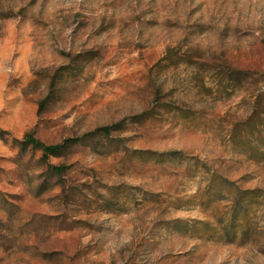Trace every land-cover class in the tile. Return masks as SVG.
<instances>
[{
	"label": "rangeland",
	"instance_id": "rangeland-1",
	"mask_svg": "<svg viewBox=\"0 0 264 264\" xmlns=\"http://www.w3.org/2000/svg\"><path fill=\"white\" fill-rule=\"evenodd\" d=\"M0 127V264H264V0H0Z\"/></svg>",
	"mask_w": 264,
	"mask_h": 264
},
{
	"label": "trees",
	"instance_id": "trees-1",
	"mask_svg": "<svg viewBox=\"0 0 264 264\" xmlns=\"http://www.w3.org/2000/svg\"><path fill=\"white\" fill-rule=\"evenodd\" d=\"M244 73L238 72L235 74L236 76H244ZM57 78V75L54 76V80L51 84L50 88V95L53 93L54 87H55V79ZM247 78V76H245ZM240 79V78H239ZM49 101V96L45 98L41 105L44 106ZM251 119H248L246 124H250ZM120 125H114V126H104L101 127L95 131H91L86 133L83 136H75V137H69L64 139L61 143L57 144H48L44 142L43 140L39 139L34 132H28L25 134L23 140L20 141V146L22 148V151H25L27 148L32 147L34 150L40 151L41 161L48 165L51 170L54 171L57 175L62 176L64 172L68 169L66 165H51L50 160L52 157H62L64 156L72 147L78 145V144H85L88 142V140L95 139L98 135L102 134L103 136L110 138L112 131L118 128ZM7 136H12L9 131H6L0 127V137L2 139H7Z\"/></svg>",
	"mask_w": 264,
	"mask_h": 264
}]
</instances>
